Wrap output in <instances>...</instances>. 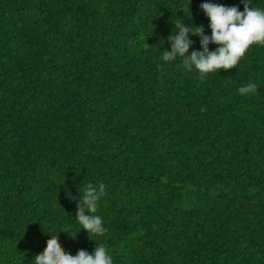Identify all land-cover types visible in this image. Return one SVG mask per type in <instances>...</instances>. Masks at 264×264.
Returning <instances> with one entry per match:
<instances>
[{
    "label": "trees",
    "instance_id": "1",
    "mask_svg": "<svg viewBox=\"0 0 264 264\" xmlns=\"http://www.w3.org/2000/svg\"><path fill=\"white\" fill-rule=\"evenodd\" d=\"M204 2L0 0V264L51 234L114 264H264V46L203 78L161 58L173 21L211 35ZM89 183L103 236L79 232Z\"/></svg>",
    "mask_w": 264,
    "mask_h": 264
},
{
    "label": "clouds",
    "instance_id": "2",
    "mask_svg": "<svg viewBox=\"0 0 264 264\" xmlns=\"http://www.w3.org/2000/svg\"><path fill=\"white\" fill-rule=\"evenodd\" d=\"M242 3L243 11L239 6H225L212 0H205L201 4V9L210 19L207 27H210L211 35L206 34L203 25H186L182 17L180 21H173L175 28L167 37L171 48L165 47L162 60L172 62L179 58L185 70L191 72L195 69L201 78L222 69L237 67L253 46H264V8L254 7L252 0H242ZM188 17H192V12ZM193 35L200 37L202 50H194L189 54ZM211 44L217 47L210 49ZM257 89L256 83H247L237 91L240 95H249L256 93ZM105 194L103 183L98 186L89 183L82 194L80 190L82 204L78 205L75 214L81 226L79 232L86 230L97 236L106 233L103 217L96 214L99 201ZM79 232L72 234L73 237ZM57 237L51 234L43 252L35 256V264H114L113 255L104 244H96L91 253L81 249L73 255L62 249Z\"/></svg>",
    "mask_w": 264,
    "mask_h": 264
}]
</instances>
